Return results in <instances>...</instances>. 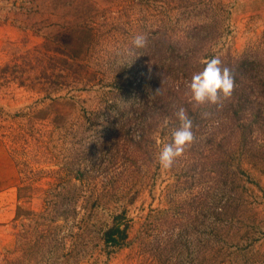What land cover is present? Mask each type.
<instances>
[{"label":"rangeland","instance_id":"1","mask_svg":"<svg viewBox=\"0 0 264 264\" xmlns=\"http://www.w3.org/2000/svg\"><path fill=\"white\" fill-rule=\"evenodd\" d=\"M213 56L235 89L195 105ZM261 94L264 0H0V264H264Z\"/></svg>","mask_w":264,"mask_h":264},{"label":"clouds","instance_id":"2","mask_svg":"<svg viewBox=\"0 0 264 264\" xmlns=\"http://www.w3.org/2000/svg\"><path fill=\"white\" fill-rule=\"evenodd\" d=\"M147 44V37L137 34L132 40V45L136 49H142ZM204 65L201 71L194 73L187 83V88L191 94L190 101L195 105H221L223 100L229 99L235 89V79L232 70L222 66V61L218 56L201 61ZM179 126L171 131V141L164 143L159 154L158 164L163 170L172 168L175 160L181 157L185 149L190 146L194 139L192 131L193 122L185 108L181 107L176 112ZM169 121L167 118L160 125L161 130L167 128ZM157 144H161L159 138Z\"/></svg>","mask_w":264,"mask_h":264},{"label":"trees","instance_id":"3","mask_svg":"<svg viewBox=\"0 0 264 264\" xmlns=\"http://www.w3.org/2000/svg\"><path fill=\"white\" fill-rule=\"evenodd\" d=\"M173 90H175V91H173ZM172 91L173 92H170V94L173 95V97L176 99L175 93H178V91H182V88H179V87H176V86L173 85ZM261 99H264V94H261ZM176 100L177 101H184L186 103V99L185 100L184 99H182V100L176 99ZM260 103H261V101L259 100L258 104H260ZM228 106L229 105H228V102H227V107H225V109L220 114V116L223 115V117L221 119L222 121L218 122V124L220 126H222L224 124V122H227V121L228 122H232L233 119H236L237 121H239L242 118L241 116H238V113H239V111L237 110L238 103L237 104L232 103L230 105V107H228ZM246 106H251V108H252V106H253L252 101L245 102L241 106V107H243L241 109V111H240L241 113L246 108ZM252 110H253V108H252ZM219 125H217V126H219ZM245 127L246 126L244 124L241 125V124L238 123V126H236V129L239 131L240 129H244ZM126 234L127 233H126L125 229H121L120 226L114 225L113 227L108 229L107 232L105 233V239H106L107 243H111L112 245H120L126 239V237H127Z\"/></svg>","mask_w":264,"mask_h":264}]
</instances>
